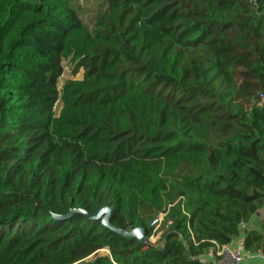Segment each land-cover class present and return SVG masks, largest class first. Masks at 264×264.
I'll return each mask as SVG.
<instances>
[{"label":"trees","instance_id":"obj_1","mask_svg":"<svg viewBox=\"0 0 264 264\" xmlns=\"http://www.w3.org/2000/svg\"><path fill=\"white\" fill-rule=\"evenodd\" d=\"M103 4L0 0V264H202L264 202V0Z\"/></svg>","mask_w":264,"mask_h":264},{"label":"built area","instance_id":"obj_2","mask_svg":"<svg viewBox=\"0 0 264 264\" xmlns=\"http://www.w3.org/2000/svg\"><path fill=\"white\" fill-rule=\"evenodd\" d=\"M165 215V213L160 212L153 219V233L147 237L148 242L157 243L156 240L160 239L162 232L169 224V222H166V224L163 225ZM254 255L264 259V253L260 251L251 253L242 250L241 248L233 245L232 243L223 245L216 244L215 246L210 247L204 256L199 257V260L202 264L208 262H211L213 264H239L242 260L250 258Z\"/></svg>","mask_w":264,"mask_h":264},{"label":"rangeland","instance_id":"obj_3","mask_svg":"<svg viewBox=\"0 0 264 264\" xmlns=\"http://www.w3.org/2000/svg\"><path fill=\"white\" fill-rule=\"evenodd\" d=\"M103 3H104V0H78V4L80 7V16L82 20L85 23L90 24L92 16H94L97 13L103 12V9H104ZM62 64H63V74L59 78V85H58L59 88H61L63 84L69 79H81L82 78L83 70L80 69L77 73H74L73 71L75 69V63L70 58L63 59ZM58 110H59V107L57 108V111ZM152 224L153 223H151V225ZM156 241L158 242V244H160L158 240ZM99 253L106 254L107 249L106 248L101 249ZM84 263L81 262L78 264H84Z\"/></svg>","mask_w":264,"mask_h":264},{"label":"crops","instance_id":"obj_4","mask_svg":"<svg viewBox=\"0 0 264 264\" xmlns=\"http://www.w3.org/2000/svg\"><path fill=\"white\" fill-rule=\"evenodd\" d=\"M256 229L264 230V202L259 207L258 211L245 223L240 226L239 235L232 242L233 245L241 248L242 238L246 231ZM239 264H264V259L259 256H251L250 258L242 260Z\"/></svg>","mask_w":264,"mask_h":264},{"label":"water","instance_id":"obj_5","mask_svg":"<svg viewBox=\"0 0 264 264\" xmlns=\"http://www.w3.org/2000/svg\"><path fill=\"white\" fill-rule=\"evenodd\" d=\"M87 216L90 218L102 217V223L104 226L126 238L136 239L139 244H145L148 242L147 236L145 235V229L143 227H136L130 231H126L109 224L110 208L107 206L101 207L96 214Z\"/></svg>","mask_w":264,"mask_h":264}]
</instances>
